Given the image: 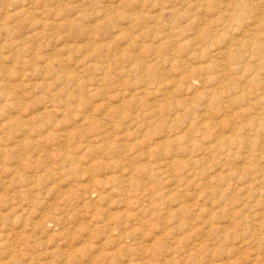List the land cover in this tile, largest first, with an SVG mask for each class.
<instances>
[{
  "label": "rangeland",
  "instance_id": "374dc122",
  "mask_svg": "<svg viewBox=\"0 0 264 264\" xmlns=\"http://www.w3.org/2000/svg\"><path fill=\"white\" fill-rule=\"evenodd\" d=\"M256 2L0 0V264H264Z\"/></svg>",
  "mask_w": 264,
  "mask_h": 264
},
{
  "label": "bare ground",
  "instance_id": "6f19581e",
  "mask_svg": "<svg viewBox=\"0 0 264 264\" xmlns=\"http://www.w3.org/2000/svg\"><path fill=\"white\" fill-rule=\"evenodd\" d=\"M240 1H241V0H240ZM244 1H245V0H244ZM251 1H253V0H251ZM254 2H255V1H254ZM248 4H249V3H248ZM252 4H253V3H252ZM252 4H251V5H252ZM259 4H260V5H263V7H264V0H257L256 4H254V5H255V6H256V5L259 6ZM254 5H253V6H254ZM229 6H230V5H229ZM246 6H247V4H246ZM248 6H249V5H248ZM255 6H254V7H255ZM258 6H256V7H258ZM261 7H262V6H261ZM244 8H245V7H244ZM199 9H200V8H199ZM253 9H254L255 11H251V10H253ZM253 9L250 10L249 8H248V9L246 8V10H249L250 12H256V11L258 12V11H260V10H258L257 8H253ZM244 10H245V9H244ZM262 11H264V10H262ZM246 12H247V11H246ZM257 12H256V13H257ZM233 13H234V12H233ZM236 13H237V12H236ZM247 13H249V12H247ZM247 13H246V14H247ZM258 14L260 15L261 19L263 20V21H261V22L258 23V24H259V26L262 28V30H264V13H260V12H259ZM260 17H258V18H260ZM233 18H235V17H233ZM258 22H259V21H258ZM158 26H159V25H158ZM254 26H255V25H254ZM255 34H256V33H255ZM251 35H252V34H251ZM247 36H248V35H247ZM247 39H248V38H247ZM249 39L255 40L256 37H255V39L249 37ZM256 40H258V39H256ZM249 42H250V40H249ZM252 42H253V41H252ZM253 51H254V50H253ZM254 70H255V69H254Z\"/></svg>",
  "mask_w": 264,
  "mask_h": 264
}]
</instances>
